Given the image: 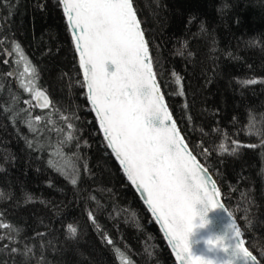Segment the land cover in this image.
I'll return each instance as SVG.
<instances>
[{
  "label": "trees",
  "instance_id": "obj_1",
  "mask_svg": "<svg viewBox=\"0 0 264 264\" xmlns=\"http://www.w3.org/2000/svg\"><path fill=\"white\" fill-rule=\"evenodd\" d=\"M134 4L183 135L218 179L246 244L264 264V0ZM13 40L38 77L8 55ZM29 77L51 96L49 108L39 109L23 87ZM250 79L258 82L244 83ZM82 82L56 0H0V264H177L107 147ZM37 115L43 119L34 121ZM49 159L67 174L75 168L77 184ZM13 247L19 251L11 253ZM26 247L32 252L24 255Z\"/></svg>",
  "mask_w": 264,
  "mask_h": 264
},
{
  "label": "snow or ice",
  "instance_id": "obj_2",
  "mask_svg": "<svg viewBox=\"0 0 264 264\" xmlns=\"http://www.w3.org/2000/svg\"><path fill=\"white\" fill-rule=\"evenodd\" d=\"M56 2L71 30L83 71L81 86L87 89V99L107 147L114 153L127 179L144 194V201L162 225L179 264H260L245 246L232 213L216 199L220 189L205 165L189 149L167 106L134 0ZM13 54L17 55L18 64L24 62V73L38 77V69L27 62L22 46L15 40L8 52V55ZM257 82L250 79L244 83ZM23 87L32 93L33 80L23 83ZM180 94L183 95L182 87ZM35 98L40 108L50 107L51 101L44 91L35 90ZM42 119L39 115L34 117V121ZM34 121H27L32 130H35ZM67 127L72 129L74 124L69 123ZM73 138L69 133L67 139ZM261 143L264 144V140ZM236 147L255 148L257 145L237 143ZM48 164L62 175L67 174V169L58 166L56 160L49 159ZM67 175L71 184L76 185L77 170L74 168ZM216 210L227 215L223 231L203 237L204 248L197 254L192 245L200 241H193L192 237L198 229L212 223L209 214ZM88 217L96 224L92 211L88 212ZM68 228L75 237L77 228L72 225ZM7 238L14 239L11 235ZM103 239L108 245L113 244L110 237L105 235ZM9 251L19 250L13 247ZM31 252L32 249L26 247L24 255ZM120 252V248L114 249V253Z\"/></svg>",
  "mask_w": 264,
  "mask_h": 264
},
{
  "label": "water",
  "instance_id": "obj_3",
  "mask_svg": "<svg viewBox=\"0 0 264 264\" xmlns=\"http://www.w3.org/2000/svg\"><path fill=\"white\" fill-rule=\"evenodd\" d=\"M134 6H135V4H134ZM137 14H138V12H137ZM138 18L140 19L139 14H138ZM69 29H70V28H69ZM142 29H143V31H144L143 24H142ZM144 33H145V31H144ZM70 34H71V30H70ZM71 38H72V41H73L72 34H71ZM145 38L147 39L146 33H145ZM147 41H148V40H147ZM73 43H74V42H73ZM149 52H150V48H149ZM77 55H78V59H79V54L77 53ZM150 56H151V52H150ZM151 58H152V57H151ZM80 68H81V67H80ZM81 72H82V76H83V71H82V69H81ZM157 79H158V77H157ZM158 81H159V80H158ZM159 84H160V82H159ZM160 87H161V84H160ZM85 90H86V92H87V89H86V88H85ZM41 91H44V90H41ZM161 91L163 92L162 87H161ZM44 92L48 95V97H49V99H50V101H51V103H52V98H51V96H50L46 91H44ZM163 93H164V92H163ZM164 97H165V94H164ZM87 100H88V99H87ZM35 101H36V105H37V107H38L39 109H41V110H45V109H47V108H40V107L38 106V101H37L36 98H35ZM165 101H166V103H167V106H168L169 110L171 111V113H172V115H173V118H174V119L176 120V122H177V126L179 127L181 134L183 135V132H182V130H181V128H180V125H179V123H178V120H177V118L175 117L174 113L172 112V110H171V108H170V106H169V104H168V101H167L166 97H165ZM88 102H89V100H88ZM89 104H90V102H89ZM93 112H94V111H93ZM94 114H95V112H94ZM96 119H97V118H96ZM97 123H98V121H97ZM98 127H99V124H98ZM99 129H100V128H99ZM100 131H101V133H102V130H101V129H100ZM102 135H103V133H102ZM183 136H184V135H183ZM103 137H104V136H103ZM184 138H185V137H184ZM185 141L187 142L186 139H185ZM187 143H188V142H187ZM188 145H189V143H188ZM189 149L192 151V153H193L194 155H196L195 152L193 151V149L191 148L190 145H189ZM111 151H112V150H111ZM112 153H113V152H112ZM113 154H114V153H113ZM114 156H115V155H114ZM196 156H197V155H196ZM115 158H116V157H115ZM197 158L199 159L198 156H197ZM199 160H200V159H199ZM117 161H118V160H117ZM118 162H119V161H118ZM200 162L203 164V162H202L201 160H200ZM120 166H121V165H120ZM205 167H206V166H205ZM121 168H122V166H121ZM206 168H207V167H206ZM207 169H208V168H207ZM123 173H124V172H123ZM208 173H209V175L212 177V179L215 181V183L217 184L218 188L220 189V186H219V183H218V179L216 178V176H215V175L213 174V172H211L209 169H208ZM124 175L126 176L125 173H124ZM126 178H127V176H126ZM127 180H128V179H127ZM128 182L132 185V187L134 188V190H135L136 193L138 194L139 198H140L141 201L143 202L144 206H145V207L147 208V210L149 211L150 215L154 218V220H155V222H156L158 228L160 229V231H161V233H162V235H163V237H164V239H165V241H166L168 247L170 248V250H171V252H172V254H173L174 258H175V253H174V251L172 250L171 245L168 244V242H167V237H166V235H165V232H164V229H163L162 225L160 224L159 221H157L156 217L152 214L150 208L148 207V205H147V204L145 203V201H144V194H142L140 191H138L137 188H136V186L133 185V184L131 183V181L128 180ZM216 199L219 200L220 203H222V204L224 205V207L227 208V210H228L229 212L232 213V211L230 210L229 206L227 205L225 199L223 198V196H222V194H221V190H220V196L216 197ZM209 216H210V218H211V220H212V223H211L207 228L198 229L197 232H196V234L192 237V240H193V241H200L199 243H193V245H192L193 251H194L195 253H197V254H199V253L203 250V248H204V243H203V239H202V238H203V237H206V236H208V235H210V234H212V233H221V232L223 231L224 223H225V222L227 221V219H228V218H227V215H226L225 213L221 212L220 210H216V211L211 212V213L209 214ZM232 216H233L234 221L237 223L238 227L240 228V225H239V222H238L236 216H235L233 213H232ZM240 229H241V228H240ZM242 239H244L243 234H242ZM244 241H245V240H244ZM245 246L248 247V245L246 244V242H245ZM248 248H249V247H248ZM249 250L252 251L250 248H249ZM253 254L255 255L254 252H253ZM256 257H257V256H256ZM175 260H176V258H175ZM257 260L260 261L258 257H257ZM176 263L179 264V261L176 260ZM260 264H262L261 261H260Z\"/></svg>",
  "mask_w": 264,
  "mask_h": 264
},
{
  "label": "rangeland",
  "instance_id": "obj_4",
  "mask_svg": "<svg viewBox=\"0 0 264 264\" xmlns=\"http://www.w3.org/2000/svg\"><path fill=\"white\" fill-rule=\"evenodd\" d=\"M30 79H32V78H30ZM25 83H27V82H25ZM35 90H40V89H34V91L32 92V95H33L34 98H35Z\"/></svg>",
  "mask_w": 264,
  "mask_h": 264
}]
</instances>
